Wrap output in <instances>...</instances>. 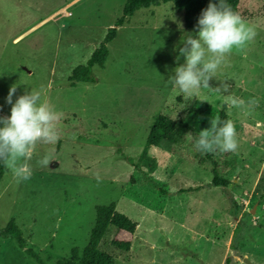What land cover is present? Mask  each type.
Here are the masks:
<instances>
[{
	"label": "rangeland",
	"instance_id": "rangeland-1",
	"mask_svg": "<svg viewBox=\"0 0 264 264\" xmlns=\"http://www.w3.org/2000/svg\"><path fill=\"white\" fill-rule=\"evenodd\" d=\"M124 2L0 0V117L11 115L12 86L13 104L43 89L42 99L62 113L57 142L33 150L30 179L17 183L6 168L0 230L13 219L25 247L54 264L86 244L95 205L113 201L137 228L108 227L99 248L112 264H264V0H239L237 12L256 36L226 57L211 88L186 96L168 82L186 62L183 38L199 31L198 22L185 27L171 1L136 10L117 28L104 65L94 66L95 81L70 86L72 69L98 47ZM224 83L229 91L217 92ZM229 94L258 103L229 108ZM224 104L238 148L213 153L228 180L215 186L194 135L211 128ZM159 114L175 121L179 143L147 144ZM46 154L54 160L49 167L38 164ZM113 240H129L130 248ZM0 264L38 263L14 238L0 236Z\"/></svg>",
	"mask_w": 264,
	"mask_h": 264
},
{
	"label": "clouds",
	"instance_id": "clouds-1",
	"mask_svg": "<svg viewBox=\"0 0 264 264\" xmlns=\"http://www.w3.org/2000/svg\"><path fill=\"white\" fill-rule=\"evenodd\" d=\"M197 27L198 38L191 35L183 38L184 47L179 50L180 55L186 57L185 64L177 67L175 75L168 80L173 87L178 86L186 96L193 95L201 88H211L209 81L225 63L226 57L234 48L243 50L256 36L255 28L238 12L233 11L226 0H220L219 4L210 3L202 11ZM215 90L228 92L229 85L224 83L222 88L217 87ZM15 92L16 86H12L7 98V102L12 105L10 117H0V124L3 125L0 127V161L11 170L19 183L32 176L28 161L32 158L36 144H54L59 139L57 124L62 113L42 99L43 89H32L31 92L19 96L13 104L12 97ZM225 101L229 108H245L258 103L252 99L246 105L243 99L233 94L226 95ZM236 135L233 120L221 121L219 117H213L211 128L199 132L195 148L202 154L216 151L235 152L238 148ZM72 139H75V134ZM52 161L51 154H46L38 164L49 167ZM96 178L100 180L99 175Z\"/></svg>",
	"mask_w": 264,
	"mask_h": 264
},
{
	"label": "trees",
	"instance_id": "trees-1",
	"mask_svg": "<svg viewBox=\"0 0 264 264\" xmlns=\"http://www.w3.org/2000/svg\"><path fill=\"white\" fill-rule=\"evenodd\" d=\"M167 1L173 2L174 7L183 13L186 28H193L196 25L202 11L210 3L219 4L220 2V0H125L120 16L115 20L113 26L108 27L98 47L93 50L84 64H79L72 69L69 75L70 86H75L78 82L95 81L94 66L102 67L104 65L109 53L108 44L116 37L117 28L123 25L136 10ZM226 3L232 7L233 11L237 12L239 0H226ZM218 117L221 121L228 119L225 104L222 106ZM180 134V130L173 119L165 114H159L151 124L146 142L153 146H157L161 142L179 143L181 140ZM197 136L194 135V140ZM204 158L212 163V184L215 186L227 185L228 180L220 175L213 153L204 154ZM5 172L6 167L3 161H0V180ZM109 226H115L117 230H124L129 234H133L137 228V222L117 210L113 201L108 204H96L94 223L86 244L81 249L73 246L67 256L58 259L54 264H112V255L99 248V243ZM0 236L14 238L19 247L24 248L25 252L30 254L38 264H47L33 249L25 247L26 241L22 236V231L13 219H10L0 230ZM113 244L128 250L131 243L129 240H113Z\"/></svg>",
	"mask_w": 264,
	"mask_h": 264
},
{
	"label": "water",
	"instance_id": "water-1",
	"mask_svg": "<svg viewBox=\"0 0 264 264\" xmlns=\"http://www.w3.org/2000/svg\"><path fill=\"white\" fill-rule=\"evenodd\" d=\"M245 262L250 263L247 259H244Z\"/></svg>",
	"mask_w": 264,
	"mask_h": 264
}]
</instances>
